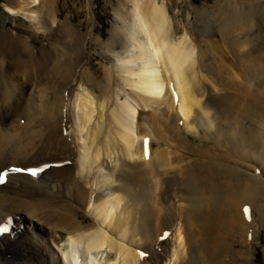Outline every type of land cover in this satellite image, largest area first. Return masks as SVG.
<instances>
[{"label": "bare ground", "instance_id": "obj_1", "mask_svg": "<svg viewBox=\"0 0 264 264\" xmlns=\"http://www.w3.org/2000/svg\"><path fill=\"white\" fill-rule=\"evenodd\" d=\"M165 1L119 0L105 43L57 30L52 0L13 8L49 46L0 37V224L16 225L0 264H254L264 0H191L182 23ZM89 40L110 51L102 75Z\"/></svg>", "mask_w": 264, "mask_h": 264}, {"label": "rangeland", "instance_id": "obj_2", "mask_svg": "<svg viewBox=\"0 0 264 264\" xmlns=\"http://www.w3.org/2000/svg\"><path fill=\"white\" fill-rule=\"evenodd\" d=\"M190 1L191 0H166L165 2L170 11L173 10L177 13V21L180 20L182 23L186 22L183 14H186L188 11ZM217 1L218 0H192L190 5L197 8H211ZM23 2H25V0H0V37L9 34L14 35L15 39H18L20 34L22 37L27 36L30 39L31 35V45L34 46L35 54L38 58L40 56L39 51L43 47L49 46L47 37L48 32L42 29L33 30L31 25L32 22L27 16L14 13L13 8L17 5H23L21 4ZM118 2L119 0H52L51 5L53 4L52 7L58 15L57 20L59 23L55 25V28L61 30L60 27L62 24L68 22L80 32H92L93 38H99L101 43H105L108 40L110 30L117 21L114 10ZM181 31L179 35L184 33L183 30ZM86 52L90 58V67L92 70L98 75H102L103 69L109 64L106 58L110 56V51L105 47L97 46L89 40L87 41ZM21 61L22 63H26V57L24 55H21ZM29 92H31V89ZM69 129V132H73V126L71 124H69ZM20 165L24 166V164ZM84 213L85 216L89 215L87 212ZM157 249L158 251L156 252L162 254V247H156V250ZM253 252L254 264H264V228L262 227L259 229L258 239L254 244ZM227 260H229L228 257ZM154 262H156V260L151 259L148 263L154 264Z\"/></svg>", "mask_w": 264, "mask_h": 264}, {"label": "snow or ice", "instance_id": "obj_3", "mask_svg": "<svg viewBox=\"0 0 264 264\" xmlns=\"http://www.w3.org/2000/svg\"><path fill=\"white\" fill-rule=\"evenodd\" d=\"M15 171H21V169H15ZM28 171H30L32 175H36V173L40 171V169H30ZM0 231H6V229H0Z\"/></svg>", "mask_w": 264, "mask_h": 264}]
</instances>
